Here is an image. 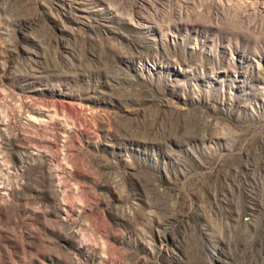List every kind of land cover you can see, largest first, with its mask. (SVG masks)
<instances>
[{"label": "rangeland", "instance_id": "1", "mask_svg": "<svg viewBox=\"0 0 264 264\" xmlns=\"http://www.w3.org/2000/svg\"><path fill=\"white\" fill-rule=\"evenodd\" d=\"M0 264H264V0H0Z\"/></svg>", "mask_w": 264, "mask_h": 264}]
</instances>
